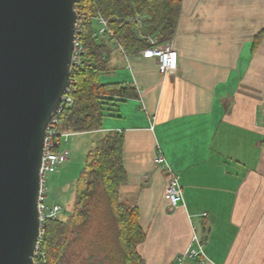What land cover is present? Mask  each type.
<instances>
[{"label":"crops","instance_id":"obj_1","mask_svg":"<svg viewBox=\"0 0 264 264\" xmlns=\"http://www.w3.org/2000/svg\"><path fill=\"white\" fill-rule=\"evenodd\" d=\"M181 1L174 72L105 40L112 82L138 97L116 102L99 132L124 135L120 193L139 208L144 264H178L194 234L204 260L181 264H264V0ZM159 150L180 175L178 208L165 197Z\"/></svg>","mask_w":264,"mask_h":264},{"label":"trees","instance_id":"obj_2","mask_svg":"<svg viewBox=\"0 0 264 264\" xmlns=\"http://www.w3.org/2000/svg\"><path fill=\"white\" fill-rule=\"evenodd\" d=\"M181 7V0H78V35L86 53L82 64L72 68L73 102L62 111L56 135L59 140L63 130L100 131L107 112L116 111V102L138 97L131 84L101 81L100 76L110 69L104 53L112 40L96 36V16L109 21L115 41L134 55L151 45L149 35L158 36L160 43L174 38ZM124 141L123 133L110 130L90 148L77 180L71 214L65 219L58 216L44 221L40 241L43 264H73L69 251L96 213L104 219L105 229L97 249L105 254L103 262L144 264L138 245L145 239L146 230L139 221V208L123 201L120 193L128 177Z\"/></svg>","mask_w":264,"mask_h":264},{"label":"water","instance_id":"obj_3","mask_svg":"<svg viewBox=\"0 0 264 264\" xmlns=\"http://www.w3.org/2000/svg\"><path fill=\"white\" fill-rule=\"evenodd\" d=\"M78 0H0V264H35L47 127L71 86Z\"/></svg>","mask_w":264,"mask_h":264},{"label":"built area","instance_id":"obj_4","mask_svg":"<svg viewBox=\"0 0 264 264\" xmlns=\"http://www.w3.org/2000/svg\"><path fill=\"white\" fill-rule=\"evenodd\" d=\"M96 21L100 24V27L97 29L96 36L98 38H108L111 41V46L117 50H119L126 58H128L129 54L125 51L122 43L115 41L114 34L111 32L108 24V20L105 19L102 15L96 16ZM78 27L79 24L77 22L76 28V38H75V47L73 53V61L72 68L77 67L82 64V60L86 50L80 37L78 35ZM151 45L139 53L145 57H154L157 59L158 69L161 74L167 75L169 73L174 72L178 68V51L174 45L172 40H169L165 43L159 42V37L156 35L147 36ZM114 40V41H113ZM71 88L70 86L68 92L64 95L62 103L54 114L49 126L47 127L46 140L44 146V154L42 159L41 166V190H40V216L42 227L45 219L47 218H56L59 216V213L62 210V207L58 204L49 205L45 201V180L44 176L46 172L50 171L54 167L65 163L69 160L70 151L68 149H59L61 145V137L64 136L65 142H67V137L71 133L69 130H63L60 134V140L56 137L59 132V128L61 125V115L65 106L72 104L73 99L71 96ZM154 163L158 166L163 172L166 173L167 176V185L165 188V197L169 201V204L173 208H178L184 202V195L182 184L180 181V175L176 173L172 167L170 166L168 160L164 156V154L159 150L154 157ZM42 231L39 239V243L35 253V264H43V253L40 250V241H41ZM195 244V247H194ZM204 245L203 242L199 239V237L194 234L192 238V242L189 248L178 258V264H181L185 259L190 258L193 260L200 259L204 260ZM38 256V257H37Z\"/></svg>","mask_w":264,"mask_h":264},{"label":"rangeland","instance_id":"obj_5","mask_svg":"<svg viewBox=\"0 0 264 264\" xmlns=\"http://www.w3.org/2000/svg\"><path fill=\"white\" fill-rule=\"evenodd\" d=\"M98 29L100 24L95 22ZM118 69V68H117ZM117 71V70H116ZM102 82H112L117 80L112 70L100 76ZM103 133V132H101ZM101 136L99 131L94 132H72L65 142L64 136L61 137L59 149L70 151L69 160L46 172L45 180V201L49 205L58 204L62 207L59 217L65 219L71 214L73 209L76 185L78 177L85 165L87 154L96 140ZM96 212V211H95ZM98 212V211H97ZM88 228L82 233L81 238L74 242L68 257L73 264H108L102 260L105 254L98 252L101 246V234L103 233L104 219L100 214H94Z\"/></svg>","mask_w":264,"mask_h":264}]
</instances>
